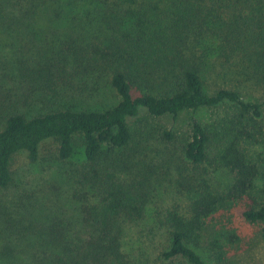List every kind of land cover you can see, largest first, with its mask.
Returning a JSON list of instances; mask_svg holds the SVG:
<instances>
[{
  "label": "trees",
  "instance_id": "obj_1",
  "mask_svg": "<svg viewBox=\"0 0 264 264\" xmlns=\"http://www.w3.org/2000/svg\"><path fill=\"white\" fill-rule=\"evenodd\" d=\"M93 1L98 0H0V66L24 70L19 50H13L14 32L44 33L61 19L65 7L73 11ZM113 1L114 8L105 12L70 18L79 36L86 34L83 26L92 27L98 20L105 27L107 48L71 41L69 49L78 70L107 77L117 103L104 110L64 108L34 116L14 111L4 114L0 126V189L12 183L11 162L18 153L34 162L40 145L52 140L60 160L71 158L77 146L83 149L87 171L82 179L93 190L92 200L77 208L78 225L52 223L25 237L21 233L27 229L0 223V264H135L123 250V222L143 217L149 175L138 170L121 179L113 171L116 160L111 152H123L133 142L130 121L141 111L151 118L192 114L182 153L193 165L207 159L210 143L197 112L223 105L230 111L219 125L217 158L232 175L231 182L223 193L203 183L186 216L169 213L163 258L208 264L203 250L212 262L222 263L226 247L240 238L234 228L217 225L214 219L235 204L243 205L241 217L259 226L264 241V202L252 195L260 166L245 150L258 145L264 135L263 104L251 94L255 87L264 92V40L252 32L264 28V0H225L236 7L238 19H219L221 28H214L217 32L210 33L207 45L201 40L215 12L207 0ZM124 4H141L143 12L124 14L118 10ZM230 55L240 59L232 62ZM161 133L166 141L174 138L172 130Z\"/></svg>",
  "mask_w": 264,
  "mask_h": 264
},
{
  "label": "rangeland",
  "instance_id": "obj_2",
  "mask_svg": "<svg viewBox=\"0 0 264 264\" xmlns=\"http://www.w3.org/2000/svg\"><path fill=\"white\" fill-rule=\"evenodd\" d=\"M205 3L215 9L214 17L210 18L211 26L205 30L206 37L201 40L207 45L212 41L210 33L217 32L214 28H221L218 20H237L238 12L229 1L207 0ZM112 4L113 0H98L90 4L83 2L79 8L75 7V11L65 7L63 15L60 14L61 19H57L44 33L37 35L31 29L13 33L16 40L13 50H19L18 58L24 70L13 71L7 63L0 66V126L4 114L14 111L34 116L64 108L104 110L117 103L118 98L109 87L107 77L78 70L69 49L71 41L91 42L102 49L107 48L105 27L98 20L92 27L83 26L86 34L79 36L70 18L79 13H102L114 8ZM218 8L221 9L217 11ZM118 10L124 14L127 11L128 15L143 12L141 4H124ZM78 19L83 17L79 15ZM252 32L254 37L264 40L263 27ZM251 47L256 49L258 45ZM228 58L232 62L240 59L239 55ZM211 60L219 62L216 57ZM251 94L253 100L263 104L264 124V92L255 87ZM229 112L227 105L197 112L196 117L210 137L207 159L198 165L187 162L182 153V145L189 134L191 113L185 112L176 118H151L141 111L138 118L130 121L133 142L125 151L111 154L116 160L113 171L121 179L136 174L138 170V173L149 175L148 202L143 217L123 222V250L135 264H186L180 258L166 260L162 256L168 246L167 217L174 211L186 216L189 203L200 193L203 183L216 193H223L231 182L232 175L222 168L217 158L220 123ZM163 129L172 130V141L163 139ZM245 150L260 166L252 195L264 202V135L258 145L247 146ZM113 159L109 161L111 164ZM86 171L87 163L80 146L67 160L57 157V144L52 140L40 145L34 162L26 153H18L11 162L12 183L8 188L0 189V223L8 222L15 230L27 229L21 233L25 237L32 235L34 229L52 223H61L63 227L80 224L81 215L77 208L87 199L92 200L93 195V190L82 179ZM242 208V204H235L221 209L215 216L214 223L234 228L240 238L236 245L226 247L225 260L219 264H264V241L260 237V228L243 220ZM201 254L208 264H216L203 250Z\"/></svg>",
  "mask_w": 264,
  "mask_h": 264
}]
</instances>
